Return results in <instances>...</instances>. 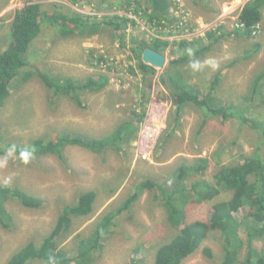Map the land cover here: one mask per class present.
Instances as JSON below:
<instances>
[{
    "label": "rangeland",
    "instance_id": "1",
    "mask_svg": "<svg viewBox=\"0 0 264 264\" xmlns=\"http://www.w3.org/2000/svg\"><path fill=\"white\" fill-rule=\"evenodd\" d=\"M30 1L42 3L44 9L55 3L60 4V9L73 13H78L77 9L84 16L100 22L104 16L119 12V15L128 16L139 24L135 33L129 28L126 40L134 35L139 40L151 41L162 37L176 42L205 35L225 24L226 20L233 21L234 25L249 0H173L175 6L171 17H179L186 23L183 27L180 23L166 25L162 28L163 35L132 11H121L126 0ZM27 3L28 0H0V43L4 46L11 42L9 29L16 13ZM109 4H114V9H109ZM225 25L231 28V25ZM90 32L83 36L57 38L54 43L45 38L44 32L32 46L29 59L32 64H43L55 75L70 77L78 82L98 79L106 74L110 83L105 89L82 92L84 105L81 107L68 97H51V92L39 77H34L12 84L11 95L0 108V148L6 153L12 145L17 148L14 158L9 159L5 167H0V185L21 188L29 196L42 201L37 208H29L16 201L8 203L7 209L13 220L10 227L0 222V264H7L29 242L41 243L56 226L61 208L66 204H76L83 193L95 191L98 197L92 214L75 217L71 233L59 242L60 250L70 255L77 250L79 239L90 236L102 218L116 211L146 178L170 180L182 164L193 168L200 158H204L212 164L204 178L213 182L214 174L220 167L234 165L256 152L264 156V139L257 131L242 127L238 121L217 118L210 119L202 127L204 113L195 106L185 108L183 119L179 120L180 129L175 132V100L170 90L160 82L161 74L173 59L169 51L171 47L163 54L166 56L165 66L156 68V75H149L140 69L130 42L124 46L115 32L106 26L97 33ZM195 32L197 34L192 35ZM206 42L208 45L211 41ZM254 42L261 44L259 52L255 51ZM101 56L106 61H99ZM208 60L218 66L205 65L200 71H193L190 64L185 68L194 77V92L203 94L221 72L217 106L238 103L237 99L249 93L253 79L264 69V23L262 32L251 41L235 35L226 36L197 61L204 64ZM251 109H256L250 112L255 118L264 119V106L260 108L255 102ZM134 113H145V117L136 140L125 147L123 155L113 150L97 155L75 146L67 151L65 161L57 156H44L24 164L16 154L24 143L55 139L59 135L79 139L104 137L130 120ZM156 115L159 116L156 121L160 134L146 160L139 156L136 142L145 125L155 120ZM200 180L197 174L191 173L187 185ZM231 195V192L223 191L212 201L191 199L187 208L189 221L210 220L214 204L229 200ZM152 196L153 192L146 191L129 212L118 218L112 237L104 241L103 251L93 264H155L156 247L169 241L175 230L167 222L166 209L154 202ZM247 212L244 210L238 218ZM243 237L246 239L245 233ZM139 247L142 250L140 253L137 252ZM206 247L212 248L216 258L222 257L221 233L211 235L200 250L183 264H214L203 253ZM28 264L46 263L32 260Z\"/></svg>",
    "mask_w": 264,
    "mask_h": 264
},
{
    "label": "trees",
    "instance_id": "2",
    "mask_svg": "<svg viewBox=\"0 0 264 264\" xmlns=\"http://www.w3.org/2000/svg\"><path fill=\"white\" fill-rule=\"evenodd\" d=\"M113 5L109 4V9H114ZM43 6L40 2H30L28 6L17 12L9 29L10 44L4 46L0 43V108L9 99L12 84L34 77H39L51 92V97H68L82 107L84 104L81 93L102 91L109 85L110 77L102 74L98 79L89 78L78 82L70 77L55 75L45 69L43 64H32L29 59L30 51L44 32H46L45 38L54 43L57 38L83 36L89 31H91L89 34L97 33L106 26L115 32L124 46L128 42L131 43V51L139 60L140 69L149 75H156L157 69L144 62L145 51L151 48L165 54L171 47L169 51L172 52L173 59L167 70L161 74L160 82L170 90L175 100L177 110L176 121H174L177 125L175 132L180 129L179 120L183 119L185 108L195 106L204 113L202 127L210 119L215 118L238 121L242 127L257 131L264 139V119H258L256 115L255 118L254 114L250 113L256 110L251 109L255 102L260 108L264 106V69L253 79L249 93L242 99L241 97L237 99L238 103L220 106H217L219 103L217 92L221 85V72L213 78L209 88L202 94L194 92L196 88L193 83L194 77L185 69L192 61L204 57L226 36L235 35V37H244L251 41L255 37L252 29L257 24H260V32H262L264 0H249L242 7L238 21L244 24L246 29L238 28L233 25V21L226 20L225 24L231 25V28L221 24L204 36L176 42L164 40L162 37L145 41L139 40L134 35L126 40L129 28L135 33L139 24L128 16L119 15V12L116 15L104 16L103 21L100 22L93 17L60 9V4H51L45 9ZM174 6L173 0H126L119 9L125 12L132 11L148 26L163 35L162 28L166 25L180 23L183 27L186 23L179 17H171ZM206 40L211 42L207 45ZM252 45L255 51L259 52L261 44L254 42ZM99 61H106V59L101 56ZM131 72L137 75L134 69H131ZM144 117L145 113L139 115L134 113L130 120L123 122L115 131L101 138L79 139L59 135L55 139L34 140L20 146L16 154L19 158L20 151L25 146H29L33 150L32 160L44 156H57L65 161L67 151L71 147L80 146L97 155L112 150L123 155L125 147L136 140ZM0 154H6L2 147ZM211 166L209 159L200 158L193 168L185 163L182 164L179 172L170 180L146 178L141 181L135 193L129 196L116 211L102 218L90 236L79 239L77 250L70 255L60 250L59 242L71 233L75 217L92 214L98 197L95 191L83 193L76 204H66L61 208L56 226L41 243L29 242L19 249L7 264H28L32 260L46 264L95 263L103 251L104 241H109L112 237L118 218L129 212L146 191L153 192L154 202L166 209L167 222L175 230L169 241L156 247L155 264H183L190 256L198 252L215 232L221 233L223 256L216 258L212 248L203 249L204 255L214 261V264H264V156L256 152L253 156L245 157L234 165L220 167L214 174L213 182L204 178ZM191 173L197 174L201 180L188 186L187 179ZM223 191L231 192V198L214 204L210 220L189 221L187 208L191 199L212 201ZM10 201H16L29 208L42 205V201L29 196L21 188L0 185V222L6 227H10L13 220L12 214L7 209ZM244 210L248 212L239 219L238 214ZM243 233L246 234V239ZM141 251L140 247L137 248V252Z\"/></svg>",
    "mask_w": 264,
    "mask_h": 264
},
{
    "label": "built area",
    "instance_id": "3",
    "mask_svg": "<svg viewBox=\"0 0 264 264\" xmlns=\"http://www.w3.org/2000/svg\"><path fill=\"white\" fill-rule=\"evenodd\" d=\"M60 3H64V2H60ZM77 5H80V3H77ZM75 11L82 14L77 9H75ZM82 15H85V14H82ZM234 25L238 28L246 29L245 25L240 23L238 20H236ZM260 29H261L260 24H257L256 26H254V28L252 29L253 36L256 37L260 33ZM196 34H197V32L193 33L192 35H196ZM200 36H204V34H200ZM149 127H151V132L149 131ZM159 129H160V126L158 125V122L156 120L148 122L145 125V128H143V130L140 134V138H138V140L136 142L138 154L141 157L143 156L142 157L143 159L147 160L150 152H152V149L154 148L155 144L157 143V140H158V137L160 134ZM145 135H149L150 138L145 139V137H144Z\"/></svg>",
    "mask_w": 264,
    "mask_h": 264
},
{
    "label": "clouds",
    "instance_id": "4",
    "mask_svg": "<svg viewBox=\"0 0 264 264\" xmlns=\"http://www.w3.org/2000/svg\"><path fill=\"white\" fill-rule=\"evenodd\" d=\"M189 55H191V51H189ZM205 65H211L213 68H216L218 66L211 60L205 61L204 64H201L199 61H192L190 63V67L193 71H200ZM16 151V146L12 145L8 149L7 153L0 157V167H5L9 159L14 158V153ZM32 156L33 150L29 146H25L19 153V158L24 164H28Z\"/></svg>",
    "mask_w": 264,
    "mask_h": 264
},
{
    "label": "water",
    "instance_id": "5",
    "mask_svg": "<svg viewBox=\"0 0 264 264\" xmlns=\"http://www.w3.org/2000/svg\"><path fill=\"white\" fill-rule=\"evenodd\" d=\"M30 2L32 1L28 0L26 6H28ZM143 60L146 64H149L155 68H163L166 63V56L151 48H148L144 53Z\"/></svg>",
    "mask_w": 264,
    "mask_h": 264
},
{
    "label": "bare ground",
    "instance_id": "6",
    "mask_svg": "<svg viewBox=\"0 0 264 264\" xmlns=\"http://www.w3.org/2000/svg\"><path fill=\"white\" fill-rule=\"evenodd\" d=\"M180 41H181V40H180ZM143 96H144V95H143ZM134 110H135V109H134ZM155 120H159V116H158V115H156ZM149 131L151 132V127H149ZM144 137H145V139H149V138H150L149 135H145Z\"/></svg>",
    "mask_w": 264,
    "mask_h": 264
},
{
    "label": "crops",
    "instance_id": "7",
    "mask_svg": "<svg viewBox=\"0 0 264 264\" xmlns=\"http://www.w3.org/2000/svg\"><path fill=\"white\" fill-rule=\"evenodd\" d=\"M229 13V12H228Z\"/></svg>",
    "mask_w": 264,
    "mask_h": 264
}]
</instances>
